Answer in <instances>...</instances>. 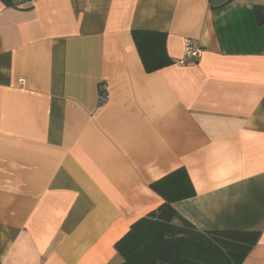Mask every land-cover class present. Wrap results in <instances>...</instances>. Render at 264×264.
Masks as SVG:
<instances>
[{"label":"crops","instance_id":"1","mask_svg":"<svg viewBox=\"0 0 264 264\" xmlns=\"http://www.w3.org/2000/svg\"><path fill=\"white\" fill-rule=\"evenodd\" d=\"M141 30L170 66L145 71ZM180 169L176 211L259 233L242 264H264V0H0V264L121 263Z\"/></svg>","mask_w":264,"mask_h":264},{"label":"trees","instance_id":"2","mask_svg":"<svg viewBox=\"0 0 264 264\" xmlns=\"http://www.w3.org/2000/svg\"><path fill=\"white\" fill-rule=\"evenodd\" d=\"M1 1L7 7L16 2ZM133 39L147 73L172 64L165 33L134 31ZM151 188L164 203L135 222L115 244L122 258L118 264H242L258 242L257 232L200 231L180 215L174 203L195 196L185 169L169 174Z\"/></svg>","mask_w":264,"mask_h":264},{"label":"built area","instance_id":"3","mask_svg":"<svg viewBox=\"0 0 264 264\" xmlns=\"http://www.w3.org/2000/svg\"><path fill=\"white\" fill-rule=\"evenodd\" d=\"M201 57V50L198 49L190 41L185 44V55L179 63L181 65L188 64L190 62L196 61ZM109 101V87L107 84L103 83L99 89V105L102 106Z\"/></svg>","mask_w":264,"mask_h":264}]
</instances>
